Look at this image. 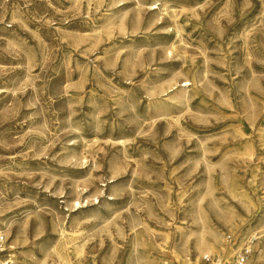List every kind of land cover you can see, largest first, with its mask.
I'll return each instance as SVG.
<instances>
[{
    "label": "rangeland",
    "instance_id": "374dc122",
    "mask_svg": "<svg viewBox=\"0 0 264 264\" xmlns=\"http://www.w3.org/2000/svg\"><path fill=\"white\" fill-rule=\"evenodd\" d=\"M245 245L264 264V0H0V264Z\"/></svg>",
    "mask_w": 264,
    "mask_h": 264
},
{
    "label": "built area",
    "instance_id": "2783aa9c",
    "mask_svg": "<svg viewBox=\"0 0 264 264\" xmlns=\"http://www.w3.org/2000/svg\"><path fill=\"white\" fill-rule=\"evenodd\" d=\"M251 249L249 245L243 246L239 251H237L233 257L229 260H224L222 263L217 261V264H247L248 257L250 256ZM206 261H211L212 258L209 255L205 257Z\"/></svg>",
    "mask_w": 264,
    "mask_h": 264
},
{
    "label": "bare ground",
    "instance_id": "6f19581e",
    "mask_svg": "<svg viewBox=\"0 0 264 264\" xmlns=\"http://www.w3.org/2000/svg\"><path fill=\"white\" fill-rule=\"evenodd\" d=\"M214 250L213 247H211L210 251Z\"/></svg>",
    "mask_w": 264,
    "mask_h": 264
}]
</instances>
